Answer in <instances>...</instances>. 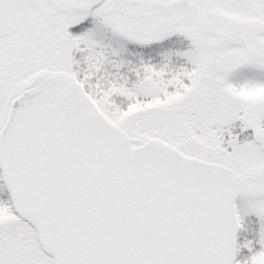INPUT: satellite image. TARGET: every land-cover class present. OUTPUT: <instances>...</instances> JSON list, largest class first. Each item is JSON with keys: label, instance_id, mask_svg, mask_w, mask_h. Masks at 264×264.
Instances as JSON below:
<instances>
[{"label": "snow or ice", "instance_id": "6c2138e0", "mask_svg": "<svg viewBox=\"0 0 264 264\" xmlns=\"http://www.w3.org/2000/svg\"><path fill=\"white\" fill-rule=\"evenodd\" d=\"M0 264H264V0H0Z\"/></svg>", "mask_w": 264, "mask_h": 264}]
</instances>
